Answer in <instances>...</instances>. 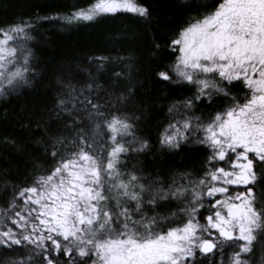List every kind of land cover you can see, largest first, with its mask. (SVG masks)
Masks as SVG:
<instances>
[{"label":"snow or ice","instance_id":"snow-or-ice-1","mask_svg":"<svg viewBox=\"0 0 264 264\" xmlns=\"http://www.w3.org/2000/svg\"><path fill=\"white\" fill-rule=\"evenodd\" d=\"M200 7L189 0L185 11L194 14L175 38L153 41L154 54L168 48L179 56L152 71L160 82L195 86L192 96L169 104L158 143L171 151L207 145L203 166L171 176L129 170L126 157L152 148L140 133L144 110L128 111L137 89L117 92L131 64L112 74L110 86L97 83L91 67L68 69L52 107L34 113L35 129L31 119L22 125L42 133L33 139L40 155L32 158L30 181L0 177L5 194L11 190L0 208V264H264V251L255 259L257 247L264 250V0H220L204 13ZM153 10L143 0H93L0 26V96L36 74L34 20L95 22L131 13L148 24ZM88 59L100 71L112 58ZM233 82L247 92L233 96ZM224 97L232 101L224 112L195 114L198 104ZM173 201L183 207L159 211Z\"/></svg>","mask_w":264,"mask_h":264},{"label":"trees","instance_id":"trees-1","mask_svg":"<svg viewBox=\"0 0 264 264\" xmlns=\"http://www.w3.org/2000/svg\"><path fill=\"white\" fill-rule=\"evenodd\" d=\"M92 2L93 0H0V26L15 22L21 17H35L37 12L42 17H53L57 12L63 15ZM143 2L151 4L154 9L153 21L148 24L131 13L109 14L95 22H66L62 19L33 21L35 30L31 35L35 39L30 42L29 47L34 52L33 67L36 74L30 77V85L21 86L0 96V177L7 176L17 183L30 181L32 158L40 155L33 139L40 137L42 133L28 131L22 125H27L31 119L35 129L34 113L45 112L52 107L56 93L60 91L58 78L66 70L75 69L78 65L82 68L91 67L97 83L110 86L112 74L131 64L130 80L120 81L121 88L117 92L125 85L137 89L132 103L128 105V111L141 115L139 109L144 110L139 123L140 133L150 139L152 148L126 157L130 161L127 165L129 170L136 165L149 173L159 171L162 175L171 176L174 171L189 167L198 170L203 166V162L210 155L207 145L189 142L181 150L171 151L162 149L158 143L159 129L169 119V104L174 99L192 96L195 86L160 82L152 71L160 65L161 60L163 63H174L179 56V52L168 48L154 54L153 41L170 43V38H175V34L185 26L194 12L185 11L184 5L189 0ZM196 2L201 6L199 11L204 13L213 9L220 0ZM92 56L112 59L104 65V69L97 71L96 64H89L88 58ZM117 56L122 59L116 60ZM78 78L87 80L86 75H79ZM229 87L233 96L247 92L242 83L233 82ZM231 104L228 97L217 99L213 104L205 101L197 105L195 114L214 115L215 112H224ZM6 138L14 139L16 146L5 143ZM234 190L243 191V187ZM10 196L11 190L5 194L4 186L0 183V208L7 207L6 202L10 200ZM178 206L183 207L173 201L159 211L167 214ZM208 214L207 211L203 213L205 217ZM177 221L183 222L179 218ZM262 251L264 250L258 246L255 254L257 262Z\"/></svg>","mask_w":264,"mask_h":264},{"label":"rangeland","instance_id":"rangeland-1","mask_svg":"<svg viewBox=\"0 0 264 264\" xmlns=\"http://www.w3.org/2000/svg\"><path fill=\"white\" fill-rule=\"evenodd\" d=\"M239 187H240V186H239ZM237 188H238L237 186H233V189H237ZM202 223H203V221H202ZM232 250H235V249H229V250H228V255H229V256L231 255V253H232L231 251H232ZM224 264H228V262L226 261V262H224Z\"/></svg>","mask_w":264,"mask_h":264}]
</instances>
